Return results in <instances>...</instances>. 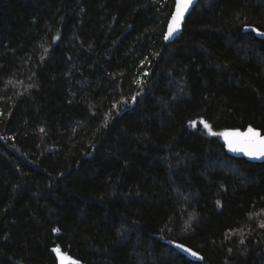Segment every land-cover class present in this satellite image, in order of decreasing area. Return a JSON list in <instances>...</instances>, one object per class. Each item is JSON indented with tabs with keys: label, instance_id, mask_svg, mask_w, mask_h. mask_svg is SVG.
<instances>
[{
	"label": "trees",
	"instance_id": "16d2710c",
	"mask_svg": "<svg viewBox=\"0 0 264 264\" xmlns=\"http://www.w3.org/2000/svg\"><path fill=\"white\" fill-rule=\"evenodd\" d=\"M175 1L0 0V264H264V0Z\"/></svg>",
	"mask_w": 264,
	"mask_h": 264
},
{
	"label": "water",
	"instance_id": "95a60500",
	"mask_svg": "<svg viewBox=\"0 0 264 264\" xmlns=\"http://www.w3.org/2000/svg\"><path fill=\"white\" fill-rule=\"evenodd\" d=\"M198 1H175L174 10L165 32L164 45L173 42L181 34L188 15ZM243 31L254 32L257 36H264L263 32L254 27H245ZM222 139L230 156L242 158L252 163L264 162V134H262L261 130L252 126H248L244 130L229 128L222 132ZM164 242L186 256H193L196 261H203L202 256L180 243L168 240H164ZM58 258L59 264H70V258L63 253H60Z\"/></svg>",
	"mask_w": 264,
	"mask_h": 264
}]
</instances>
